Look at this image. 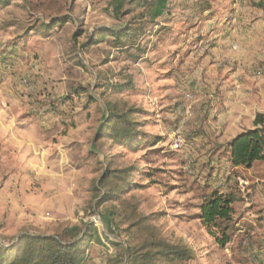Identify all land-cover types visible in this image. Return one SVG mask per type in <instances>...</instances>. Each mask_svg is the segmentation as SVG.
I'll return each instance as SVG.
<instances>
[{
	"label": "rangeland",
	"instance_id": "rangeland-1",
	"mask_svg": "<svg viewBox=\"0 0 264 264\" xmlns=\"http://www.w3.org/2000/svg\"><path fill=\"white\" fill-rule=\"evenodd\" d=\"M140 2L0 5V244L24 233L62 236L83 241L85 264H130L126 249L136 234L131 224L155 214L152 224L161 235L195 252L186 264H264V206L254 196L248 201V172L224 175L228 147L199 152L200 142L190 138L207 126L204 115L207 121L218 114L222 101L217 86L211 91L203 64L219 78H236L241 90L245 76L264 78V49L262 59L247 68L244 15L233 22L231 9L264 0H148L167 9L155 19L149 14L146 22L137 18L146 12L136 7ZM60 19L68 22L51 29ZM135 22L145 32L136 39L140 51L112 39L98 41ZM227 39L231 51L245 50L243 60L215 59L219 40ZM201 86L209 91L212 113L196 107ZM183 103L191 117L180 112ZM114 108L132 111L142 124L136 151L101 136L104 116ZM178 131L186 144L174 150ZM123 169L134 171L126 176L130 187L120 175H109ZM218 170L225 179L219 173L213 178ZM253 171L264 177V164ZM228 178L235 180L239 200L231 223L223 224L230 242L221 246L198 216L205 196L226 191ZM239 178L248 185L236 184Z\"/></svg>",
	"mask_w": 264,
	"mask_h": 264
},
{
	"label": "trees",
	"instance_id": "trees-1",
	"mask_svg": "<svg viewBox=\"0 0 264 264\" xmlns=\"http://www.w3.org/2000/svg\"><path fill=\"white\" fill-rule=\"evenodd\" d=\"M6 1L0 0V5ZM135 5L139 9H145L146 12H141L137 17L139 21L145 22L149 14L152 19H155L164 15L167 9V4H148V0H142ZM67 22L60 19L52 25L51 29L59 23ZM141 35H145L144 28L135 22L125 28L106 32L98 41L112 39L117 45L122 44V47L128 46L129 49L140 51L141 46L136 39ZM92 43L94 42L90 45ZM131 114H133L132 111L122 113L115 108L108 111V114L104 116L105 123L101 126L103 131L101 136L108 140L113 138L115 142H121L122 146L136 151L142 145L139 143L142 136V124L131 118ZM95 144L96 142H93V145ZM227 147L230 152V161L236 167L251 168L254 163L264 161V113H257L254 128L237 135ZM130 172L134 171L114 170L109 175L114 177L120 175L118 178L125 181L126 187H130L131 184L126 178L127 173ZM105 177L108 178V175ZM101 183H104V179ZM114 192L116 193L117 190ZM114 192H110L109 197H113ZM234 193L232 191L224 194L213 190L205 196L200 206L198 219L210 234L216 236L221 246H226L230 242L229 226L225 227L223 224H229L233 219L235 213L233 205L236 201ZM134 211L136 212V209ZM153 215L141 216L131 224V229H136V234L132 236L126 249L128 262L130 264H186L195 259V252L187 244L171 242L161 235L152 224ZM217 231H220V236H217ZM87 232L90 233V227L87 228ZM83 245L82 240L68 241L62 236L24 233L8 246L0 244V264H85Z\"/></svg>",
	"mask_w": 264,
	"mask_h": 264
},
{
	"label": "crops",
	"instance_id": "crops-1",
	"mask_svg": "<svg viewBox=\"0 0 264 264\" xmlns=\"http://www.w3.org/2000/svg\"><path fill=\"white\" fill-rule=\"evenodd\" d=\"M231 9H233L234 11L233 22L241 19L242 17L240 15L242 13L244 15V24L247 28L245 30V33L247 31L245 39L250 41L247 47L249 53H246L245 56L249 58V66L247 68H250L252 63L257 61L256 59H262L261 53L263 52L261 49H264V43L262 42V40L264 41V4H248V6H244V10L241 6L234 5L231 7ZM218 39H220V37ZM227 40H219L220 43L218 45V50H220L221 52H218L217 55L215 54V59L220 57H227L228 59L233 58L234 60H243L245 50L239 49L240 51L237 53L231 51V41L230 39ZM258 52L260 53L258 54ZM202 67L203 74L207 75L210 80V82L208 83H210V86L212 87L211 91L216 88L214 87V85L221 90L220 94L222 96V101L220 104V108L218 109V114L216 116H210L209 120L207 121L205 120L207 118L205 115L202 117V119L204 120V124L202 126L207 125L206 127H203L206 131L203 130V128H199V132H194L195 138H190L195 141L196 145H198L197 142H200L199 145L201 146L198 148L199 152H211L210 150H208L209 148H225V146H228L229 142H231L237 135L254 128V120L256 114L264 113V78L262 79L259 77L254 78L245 76L242 84H240V87L242 88L241 90L237 89L236 87V85H238V81L235 80L236 78H231L229 80L224 78L223 76L222 78H219L215 68L208 67L207 64H203ZM246 73L252 76V72L250 73L248 69ZM207 94H209V91L205 89V86L203 88L201 86L199 103L196 104L198 110L202 109L204 111V109L207 108L209 111L211 109L212 106H208L210 104H208V100L205 98ZM227 160L229 161V163L224 175H228V173L230 172L239 175L240 170H245L246 172H248V176H245V179L252 185L253 188V194H249L248 201L251 200V198L254 196L253 199L258 200L259 204L264 206V177L261 174L253 171L255 167H257V165L264 164V161L256 162L250 169H248L245 167L234 166L230 161V152L227 155ZM226 171L229 172L226 173ZM218 173L220 179H225L224 176H221L219 170L213 173V178H215ZM229 180L227 184L228 186H226V184L224 183V185L226 186V191L221 192L225 194L234 191L237 195V186H234L235 184L229 182ZM215 183H218V181H216ZM250 190L251 189H249V191ZM236 197V201L233 205L235 212V205L239 200H237ZM261 211L262 210H260L261 219L264 220V211ZM250 231H252V229ZM247 233L249 234V232ZM248 238L250 239L252 238V236L249 234ZM259 245L262 246L263 244L260 243ZM257 247L258 244L253 245L254 249H256Z\"/></svg>",
	"mask_w": 264,
	"mask_h": 264
},
{
	"label": "built area",
	"instance_id": "built-area-1",
	"mask_svg": "<svg viewBox=\"0 0 264 264\" xmlns=\"http://www.w3.org/2000/svg\"><path fill=\"white\" fill-rule=\"evenodd\" d=\"M257 73H262V71H259V72H257ZM188 98H189V100H190V99H192V96H191V95H188ZM179 110H180V112L186 111V116H187V115H188V116L190 115V117H191V114H190V112H189V110H190V105L183 103V104H181V105L179 106ZM185 144H186V142H185L184 138H182V134H181V132L178 131V132H177V135H176V140L174 141V147H173V149H174V150H179V149H181L183 146H185ZM232 179H233V178H232ZM232 179H230L229 182H231V183H235V182H234L235 180H234V179L232 180ZM236 182H237V184H239V185L242 186V187H245V186L248 185V183H247L245 180L241 179V178H239L238 180L236 179ZM224 186H225V185H224Z\"/></svg>",
	"mask_w": 264,
	"mask_h": 264
}]
</instances>
